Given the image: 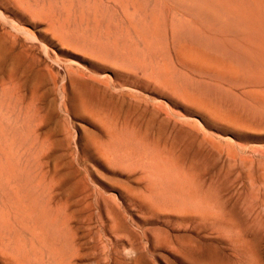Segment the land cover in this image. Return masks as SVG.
I'll return each instance as SVG.
<instances>
[{
  "label": "rangeland",
  "instance_id": "1",
  "mask_svg": "<svg viewBox=\"0 0 264 264\" xmlns=\"http://www.w3.org/2000/svg\"><path fill=\"white\" fill-rule=\"evenodd\" d=\"M0 264H264V0H0Z\"/></svg>",
  "mask_w": 264,
  "mask_h": 264
}]
</instances>
